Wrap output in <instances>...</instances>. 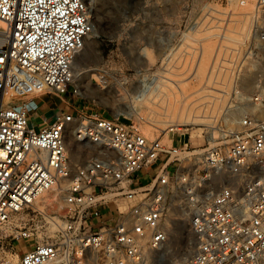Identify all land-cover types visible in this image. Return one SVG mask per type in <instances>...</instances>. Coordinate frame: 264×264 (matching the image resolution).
<instances>
[{
    "label": "built area",
    "instance_id": "obj_1",
    "mask_svg": "<svg viewBox=\"0 0 264 264\" xmlns=\"http://www.w3.org/2000/svg\"><path fill=\"white\" fill-rule=\"evenodd\" d=\"M89 1L0 0V231L35 239L19 264H155L178 207L196 240L187 264H264L261 85L237 92L250 106L239 128L221 129L199 153L98 111L31 122L35 97L84 96L72 61L93 30ZM250 25L236 82L263 79L253 63L264 64V0Z\"/></svg>",
    "mask_w": 264,
    "mask_h": 264
},
{
    "label": "rangeland",
    "instance_id": "obj_2",
    "mask_svg": "<svg viewBox=\"0 0 264 264\" xmlns=\"http://www.w3.org/2000/svg\"><path fill=\"white\" fill-rule=\"evenodd\" d=\"M254 2L90 0L93 30L73 68L84 96L71 92L40 96L64 112L98 111L136 123L146 136L159 137L167 145L185 146L189 141L199 153L219 140L221 129L239 128L244 111L231 124L224 121L229 108L244 105L250 109L238 99V91L250 94L261 85L264 95V64L253 63L256 68L263 66L257 72L262 73L260 81L232 78L233 69L247 61L248 46L254 42L250 25ZM39 102L36 98L28 105L37 129L44 120L52 122L57 113H44ZM70 141L74 156L73 137ZM190 218L188 209H172L167 219L169 238L156 253L157 264L189 262L196 249ZM2 235L0 231V264H19L22 250L35 242L34 238L16 240Z\"/></svg>",
    "mask_w": 264,
    "mask_h": 264
},
{
    "label": "bare ground",
    "instance_id": "obj_3",
    "mask_svg": "<svg viewBox=\"0 0 264 264\" xmlns=\"http://www.w3.org/2000/svg\"><path fill=\"white\" fill-rule=\"evenodd\" d=\"M89 11H90V7H89ZM90 17V16H89ZM85 43H86V38H85V40H84V43H83V47L85 46ZM83 47L81 48V49H83ZM79 52V51H78ZM77 52V53H78ZM77 53H76V55H75V57H74V59H73V61H72V66H73V68H74V65H75V63H76V56H77ZM254 65H256V64H254ZM257 68L258 69H260L259 71H261L262 70V68H263V66H257ZM74 70V69H73ZM246 82V81H245ZM79 88H80V85H79ZM81 89V88H80ZM158 93V92H157ZM160 94V93H159ZM156 96H158V95H156ZM162 98V97H161ZM159 102H161V105H162V100H159ZM163 108V107H162ZM168 108H173V107H170L169 105H168ZM158 109V108H157ZM166 109V108H165ZM164 109V110H165ZM174 109V108H173ZM245 110V106L244 105H237V106H235V107H233V108H229L228 109V111L226 112V118H225V124H231L233 121H236L237 120V118H238V115L242 112V111H244ZM169 111H171V110H169ZM168 111V112H169ZM213 111V110H212ZM168 114V113H167ZM159 124V123H158ZM171 129H173V128H171ZM213 133H214V131H213ZM193 136H195L194 134H192L191 135V137H193ZM201 136V135H200ZM169 138L171 139V137H170V134H169ZM189 142V141H188ZM188 142H184L185 144L186 143H188ZM202 149V148H201ZM200 149V150H201ZM166 245V244H165ZM165 245L163 246V248L165 247ZM156 258H152V260H153V262L155 263V264H157L156 263V260H155Z\"/></svg>",
    "mask_w": 264,
    "mask_h": 264
},
{
    "label": "crops",
    "instance_id": "obj_4",
    "mask_svg": "<svg viewBox=\"0 0 264 264\" xmlns=\"http://www.w3.org/2000/svg\"><path fill=\"white\" fill-rule=\"evenodd\" d=\"M36 98H38L39 100H40V102H39V107L41 108V109H43V112L45 113V112H47V111H49V110H54V111H56V112H58V111H60L61 110V107L60 106H55L54 105V103L50 100V99H48V97H41V96H38V97H35L34 99H36ZM33 99V100H34ZM32 101V100H31ZM31 110V109H30ZM32 115H33V111L31 110V112H30V118L32 117ZM45 121V124L46 123H49L47 120H44ZM43 125H41L40 127H42ZM171 140H173V138H171ZM170 140V141H171ZM25 250H22V253L24 252Z\"/></svg>",
    "mask_w": 264,
    "mask_h": 264
}]
</instances>
